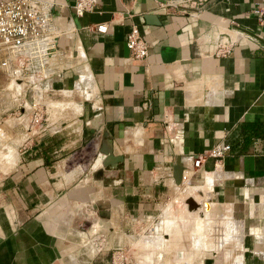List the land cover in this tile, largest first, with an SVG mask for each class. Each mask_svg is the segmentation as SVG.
<instances>
[{"label": "crops", "instance_id": "0c3cea01", "mask_svg": "<svg viewBox=\"0 0 264 264\" xmlns=\"http://www.w3.org/2000/svg\"><path fill=\"white\" fill-rule=\"evenodd\" d=\"M47 1L57 52L44 95H67L48 100L54 117L77 114L29 129L30 109L27 125L11 127L18 151L8 143L14 150L0 156V264H108L115 238L156 218L158 230L171 227L163 205L198 190L219 228L199 264H264V0H97L82 14L74 0ZM132 24L147 41L144 58L126 46ZM106 132L123 156L108 184L89 170ZM224 143L222 156L206 155ZM100 198L108 202L87 215L95 221L105 208L100 230L111 228L87 239L72 230L73 204Z\"/></svg>", "mask_w": 264, "mask_h": 264}, {"label": "rangeland", "instance_id": "374dc122", "mask_svg": "<svg viewBox=\"0 0 264 264\" xmlns=\"http://www.w3.org/2000/svg\"><path fill=\"white\" fill-rule=\"evenodd\" d=\"M190 3L191 1H188V4ZM29 79L30 77L27 78L24 86H19L17 90H14L9 85L11 81H13V75L6 69L0 67V128L4 130L3 135L0 132V156H3L4 153L1 152L4 149L14 150L6 147L8 143L16 146L11 136V127L15 123L28 124L24 121L25 115L28 114L27 112L30 109L32 114V102L34 100L40 103V109L42 111V120L40 124L36 125L37 129L43 128L42 125L48 119L53 121L60 116L63 117V112L64 114L65 112L68 113V116L66 115L67 118L73 117L74 115L76 116L77 114L72 113L69 108H65L64 110L62 108L58 113L61 114L54 117L51 114L52 109L48 105V100L61 99L62 97L67 98V95H63V91H56V93L46 96V94L44 95L45 89L38 87L37 82L32 83ZM33 85H36V87ZM81 94H79V92H77V94L74 92L72 95L79 101L78 98L81 97ZM23 112L25 113L23 114ZM41 132L38 131L37 134ZM16 147L18 151V145ZM21 148H23V146ZM167 201H169V199ZM162 211L161 221L166 220L171 227H166V222H164V227H159L160 229L158 230L157 225H155L158 219L156 218V220L151 221V223L147 225V229L144 227L146 231H143V228H139L136 231L133 230L132 234L134 236L131 239L115 238V243H110L108 264L112 261V253L119 249L123 250L126 254L127 264H199V259L194 257L195 254L203 255L204 257L209 255L208 253L210 252L208 248H210V246L215 249V240L211 241L212 239H208L207 236H212V233L214 235L218 234L219 228H217L218 224L210 216V213L200 216L198 212L188 211L184 199L175 201L174 206H171V204L169 206L164 204ZM158 221H160V219H158ZM228 227H230L229 224H225L227 233ZM186 234H189L190 238L180 237ZM141 235H143L144 238L146 236V239H140ZM106 244L101 245L103 246V250L108 248L109 245L106 246ZM207 262L212 264L213 259H208Z\"/></svg>", "mask_w": 264, "mask_h": 264}, {"label": "built area", "instance_id": "2783aa9c", "mask_svg": "<svg viewBox=\"0 0 264 264\" xmlns=\"http://www.w3.org/2000/svg\"><path fill=\"white\" fill-rule=\"evenodd\" d=\"M50 5L47 0H0V67L18 80L26 81L33 75L34 80H29L37 82L40 88H46L49 77L56 72L51 62V56L56 54L57 48L56 36L51 31ZM72 5L77 14H82L92 10L97 0H74ZM256 11L264 23V6L258 7ZM95 27L98 31H105L107 24L99 22ZM233 42L234 38H219L217 52H226ZM125 43L134 57L147 56V41L136 24H132L127 32ZM40 108V103L34 100L29 129L40 124ZM228 148V143L216 144L206 155L220 157ZM203 158V155L193 157V165L198 166ZM110 264H127L124 251L115 250Z\"/></svg>", "mask_w": 264, "mask_h": 264}, {"label": "water", "instance_id": "95a60500", "mask_svg": "<svg viewBox=\"0 0 264 264\" xmlns=\"http://www.w3.org/2000/svg\"><path fill=\"white\" fill-rule=\"evenodd\" d=\"M122 159H123V156L121 154H116L113 152L112 140L109 134L106 132L99 146L98 154L95 156L94 160L89 165V170H91L92 179L94 181H99L104 184L114 183V180H112L111 178H108L106 173L108 169L115 168L117 166L118 161ZM98 160H99L100 165H97ZM181 175H182L181 170H179L178 172L174 170V178L177 183L181 182ZM186 200L188 203V207H193L195 205V201L192 197H188L186 198ZM107 202H108L107 199L100 198L96 202H93V201L84 202L82 204V207L81 206L78 207V206H75V204H73L74 209H75V214H76L73 220L74 227L84 221H87L90 226L88 230H85V231L81 230L78 232V230L75 229L74 227H72V230L76 231V233H78L79 235H83L88 238L92 237L97 231H93L91 228L93 225L94 219L89 218V216L87 215L88 211L92 210L95 204H98L100 205V207H102L104 203H107ZM103 209L104 210H100L98 214L104 220V218L108 216V212L106 211L105 208ZM110 228H105V230H100V232H104V231L107 232L109 231Z\"/></svg>", "mask_w": 264, "mask_h": 264}, {"label": "bare ground", "instance_id": "6f19581e", "mask_svg": "<svg viewBox=\"0 0 264 264\" xmlns=\"http://www.w3.org/2000/svg\"><path fill=\"white\" fill-rule=\"evenodd\" d=\"M30 77H33V75H31ZM14 83L15 84H18V85H15ZM25 83H26L25 81H23V80H17V79H14V77H13V83H11L9 85L14 90L15 89L17 90V88L19 86L22 87V86H24ZM13 96H14V94H13ZM0 132H1L2 135L4 134V130L1 129V128H0ZM97 165H100L99 160L97 162ZM181 183L182 182H179L178 184H181ZM188 197H192L194 199L195 205L193 207H188V203H187V200H186V198H188ZM184 201L186 203V207H187L188 211H190V212H198V214L200 216H204V214H206V213H208V214L211 213V210H212V204H211V202L208 201L207 199H205L204 197H202V193L199 190L196 191L195 193H191V194L186 195ZM103 225H105V223H103V218L99 216V218H97L95 221H93V225H92L91 228H92L93 231H97V232H95V234H96V233L100 232V229L103 227ZM81 236H83V235H81ZM83 237H85L87 239H91V237H89V238L86 237V236H83Z\"/></svg>", "mask_w": 264, "mask_h": 264}]
</instances>
